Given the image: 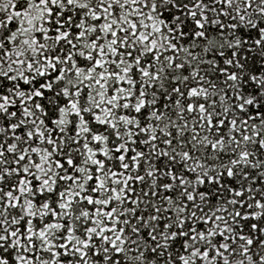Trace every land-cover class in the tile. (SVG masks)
I'll return each mask as SVG.
<instances>
[{
    "label": "snow or ice",
    "instance_id": "snow-or-ice-1",
    "mask_svg": "<svg viewBox=\"0 0 264 264\" xmlns=\"http://www.w3.org/2000/svg\"><path fill=\"white\" fill-rule=\"evenodd\" d=\"M0 264H264V0H0Z\"/></svg>",
    "mask_w": 264,
    "mask_h": 264
}]
</instances>
